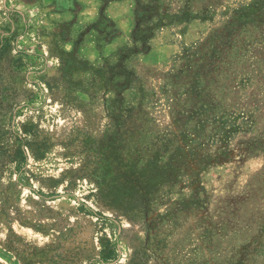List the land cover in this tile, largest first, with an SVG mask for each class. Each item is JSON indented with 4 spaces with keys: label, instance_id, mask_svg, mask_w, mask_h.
Here are the masks:
<instances>
[{
    "label": "rangeland",
    "instance_id": "1",
    "mask_svg": "<svg viewBox=\"0 0 264 264\" xmlns=\"http://www.w3.org/2000/svg\"><path fill=\"white\" fill-rule=\"evenodd\" d=\"M114 1L0 0V264H22L33 248L62 264H264V21L237 37L246 45L243 65L233 64L213 95L239 129L222 141L218 124L196 133L186 122L178 130L192 140V156L168 181L179 143L167 136L177 130L174 98L162 94L167 74L184 48L251 0L158 2L169 15L187 7L200 18L162 29L148 54L135 55L146 94L143 132L125 137L109 115L116 95L106 91L114 84L106 90L95 71L118 48H137L130 41L135 2L152 0H125L123 9ZM212 3L214 21L202 20ZM86 8L98 13L94 20ZM124 10L121 42L104 50ZM97 17L103 21L92 24ZM123 99L140 101L133 90ZM126 166L143 187L124 215L97 196L94 177L106 167L105 181L121 182Z\"/></svg>",
    "mask_w": 264,
    "mask_h": 264
},
{
    "label": "trees",
    "instance_id": "2",
    "mask_svg": "<svg viewBox=\"0 0 264 264\" xmlns=\"http://www.w3.org/2000/svg\"><path fill=\"white\" fill-rule=\"evenodd\" d=\"M160 0H152L148 5L136 1L134 7V26L131 32L130 41L133 45H137L136 49H130L128 45H124L114 51L109 57L104 58L103 65L95 72L101 73L105 82V88H109L113 82L111 90L106 92H114L116 99L110 101L109 115L112 117V129L125 137L128 133H142L141 127L143 120L142 108L146 94L142 83L132 67L131 62L136 54L146 55L150 51V42L156 34L162 29L170 25H181L189 23L200 16L190 13L187 7L180 9L178 14L169 15L162 12ZM236 9L231 12V17L220 23L221 27L213 29L205 39L195 43L194 45L184 48L182 53L176 58V65L169 72V81L165 84L162 94H171L173 108L170 113L174 117V127L179 131L167 135L178 142L171 156L168 158L166 165V179L172 181L178 175L183 161L188 162L192 154L187 151L186 146L192 140L188 138L186 132L178 130L185 126L186 122L195 123L193 132L200 133L206 124H218L220 127L221 140H225L227 136L239 129V125L232 124L231 115L220 108L213 97L214 93L219 91L220 87L225 86L228 81V73L233 64L243 65L245 58V43L238 39L241 33L247 27H251L258 22L264 21V0H251L249 3L236 5ZM213 3L203 10L202 20L214 21L215 12L212 11ZM211 10V12H210ZM100 17L92 23L100 21ZM101 23V22H100ZM105 28V25H102ZM109 30L111 28H108ZM119 33L116 29L110 32L108 44ZM115 59V63H109V60ZM246 78H242L239 85L246 82ZM136 91L139 94L140 101L136 106L128 105L123 99V94L127 91ZM177 96V98H176ZM184 98L180 105L175 102L176 99ZM243 115V114H242ZM145 116V115H144ZM139 122V124H138ZM121 142H123L121 140ZM171 141L168 139L167 144ZM161 156L156 154L153 161L150 162L152 170L156 168L160 162ZM101 169L100 176L94 177V184L97 187V196L108 199L114 205L107 204L110 208H117L124 215L130 214L136 207L132 206V196L139 194L143 183L136 180L133 176L137 170L133 167H125V174L130 173L126 179L121 182L112 181L111 184L105 181L109 175V170ZM162 178V177H161ZM165 181V179H162ZM139 189L135 192L134 189ZM34 254L27 257L21 256L22 264H62L56 261L59 256L47 257L45 250L33 248ZM32 252V253H33ZM38 252V253H37ZM37 253V254H36ZM19 257V255H18ZM55 257V258H54Z\"/></svg>",
    "mask_w": 264,
    "mask_h": 264
},
{
    "label": "crops",
    "instance_id": "3",
    "mask_svg": "<svg viewBox=\"0 0 264 264\" xmlns=\"http://www.w3.org/2000/svg\"><path fill=\"white\" fill-rule=\"evenodd\" d=\"M89 1V0H88ZM125 0H115L114 2H112L111 3V6H112V8H114V9H117V8H125ZM87 8L84 10V12H83V14L84 15H86V13L88 14V15H90V18L88 19V20H94V15H95V17H96V14H98L96 11L94 12L92 9H90V10H88L87 12ZM116 16V18H115V21H116V27L118 28V30H119V33H118V35L115 37V38H113L108 44H106L105 46H104V50L106 49V50H109L110 52L118 45V43L119 42H121L120 40H121V36H122V28L120 27V26H122V25H124V24H126L125 23V21H126V18H128L127 16H126V11L124 10L123 12H122V14L120 13V14H118V15H115ZM87 20V21H88ZM89 21V22H90ZM127 22V21H126ZM115 23V22H114ZM93 53V52H92ZM91 53V51L89 52V54L91 55L92 54Z\"/></svg>",
    "mask_w": 264,
    "mask_h": 264
}]
</instances>
